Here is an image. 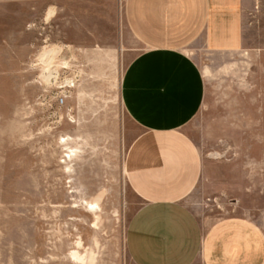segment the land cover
Segmentation results:
<instances>
[{
    "label": "rangeland",
    "instance_id": "374dc122",
    "mask_svg": "<svg viewBox=\"0 0 264 264\" xmlns=\"http://www.w3.org/2000/svg\"><path fill=\"white\" fill-rule=\"evenodd\" d=\"M244 1L241 52H192L209 83L223 67L238 89L208 90L184 130L203 164L185 204L207 224L264 223V0ZM125 4L0 0V264H134L126 163L141 129L122 81L142 48Z\"/></svg>",
    "mask_w": 264,
    "mask_h": 264
},
{
    "label": "crops",
    "instance_id": "0c3cea01",
    "mask_svg": "<svg viewBox=\"0 0 264 264\" xmlns=\"http://www.w3.org/2000/svg\"><path fill=\"white\" fill-rule=\"evenodd\" d=\"M244 7V0H126L127 27L142 48L122 81L124 108L141 129L126 163L142 200L126 238L134 264H264V223L234 216L207 224L185 204L203 164L184 130L208 90H238L223 86V67L209 83L192 52H241ZM248 85L239 89H254Z\"/></svg>",
    "mask_w": 264,
    "mask_h": 264
},
{
    "label": "bare ground",
    "instance_id": "6f19581e",
    "mask_svg": "<svg viewBox=\"0 0 264 264\" xmlns=\"http://www.w3.org/2000/svg\"><path fill=\"white\" fill-rule=\"evenodd\" d=\"M49 77H51L50 75L47 77V78H45L46 80H50V78Z\"/></svg>",
    "mask_w": 264,
    "mask_h": 264
}]
</instances>
